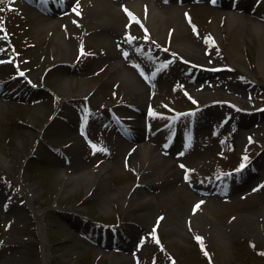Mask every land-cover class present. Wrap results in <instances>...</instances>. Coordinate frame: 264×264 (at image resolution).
I'll return each mask as SVG.
<instances>
[{
    "label": "rangeland",
    "instance_id": "obj_1",
    "mask_svg": "<svg viewBox=\"0 0 264 264\" xmlns=\"http://www.w3.org/2000/svg\"><path fill=\"white\" fill-rule=\"evenodd\" d=\"M11 2L0 0V264H264V0H257L256 24L238 18L227 25L216 22L212 0L184 2L190 7L182 15L164 7L170 0H158L156 9L172 17L161 32L148 17L139 24L119 8L123 29L109 34V44L96 35L104 29L97 25L104 2L68 0L82 17L64 31L77 44L63 59L53 53L54 43L40 40L39 12ZM195 42L204 46L199 53L221 64L185 94V70L195 67L178 60L194 56L186 46ZM103 56L123 58L126 74L109 78ZM154 56L171 61L178 76L143 80L140 67ZM243 78L249 86L235 98L214 92L217 83L229 87ZM109 111L139 112L154 137L162 127L167 138L193 112L199 120L193 131L204 143L180 158L173 185L157 181L136 197L139 177L159 170L122 166L133 138L129 131L113 136ZM97 112L104 115L96 119ZM50 147L68 159L58 164ZM165 151L173 157L177 150ZM253 157L259 159L255 173L240 186L227 185L226 175ZM105 164L110 167L96 188L94 173ZM119 230L135 238L117 249L111 233L119 237Z\"/></svg>",
    "mask_w": 264,
    "mask_h": 264
},
{
    "label": "bare ground",
    "instance_id": "obj_2",
    "mask_svg": "<svg viewBox=\"0 0 264 264\" xmlns=\"http://www.w3.org/2000/svg\"><path fill=\"white\" fill-rule=\"evenodd\" d=\"M115 1L118 2L117 6L121 5L125 6L128 3L125 1H119V0H98L99 4H103L104 2V8H103V14L101 18H98L99 21L97 22V25L100 26H104L103 31H101V33L98 35L96 33L97 36H100L99 40H105V42L107 44H109V41L111 39L110 35L112 34L111 32L114 30H118L120 28H122V24H121V19H122V15H121V11L119 10V7H117L115 5ZM158 0H153V4H151V0H137V3L134 4V8L136 9V11L130 10L132 4H129L130 6H125V8L127 9L128 13L131 14V17H134V20L137 23H143L145 22L146 18L148 17V21H150L149 23L155 28L157 29L159 32H161V28L163 27V24L168 22L169 19H172L171 15H167L166 16H162L163 13L161 11H163L164 9L158 11L155 7V2H157ZM171 6H164L169 7L171 9L170 13H176V14H181L182 15V10H184V8L182 6L177 5L176 0H172ZM228 3L224 0H219V6H226ZM70 6L75 5L76 8L77 5L75 4V2H71L70 4H68ZM245 5L244 9L246 11L245 14H235L231 11L228 10H223L220 7H218V9L216 10V22L219 23L220 21H224V25H227L228 23L232 22V20H236L238 18L243 19V20H252L251 22L253 24H256L254 21V16L249 12V8L247 7L246 4H242ZM115 6V7H114ZM118 9V10H117ZM91 13L92 10L90 9ZM102 11V10H101ZM100 11V12H101ZM180 11V12H179ZM97 12V11H96ZM89 13H87V17H88ZM93 15V14H92ZM77 16V15H76ZM71 17H74L71 13L69 15H64L62 18L60 19H50L49 22H44L43 20H39V29L41 31L40 33V40L43 42H51L54 43V47H53V53L59 57H61V59H63L62 57L64 56V58L68 55V53H70L71 50H73V48H76V44L77 42L70 37V35L68 37H64V30L62 29V27H67V29L71 28V26L69 25L68 21L70 20ZM82 17V16H81ZM91 17V15H90ZM169 17V18H168ZM115 20V21H114ZM113 27V30H111ZM259 27H263V26H259ZM109 28H111L109 31H107ZM123 29V28H122ZM104 33V34H103ZM110 34V35H109ZM113 35V34H112ZM93 38V35L92 37ZM204 47L201 43H193L192 46H186L187 48V52L190 53V55H194L192 57L190 56H186L183 58H180V61H191L194 62V64H196V73L194 70L192 69H187L185 71L186 75L189 77H185L183 85L187 86L189 90H192V82H196L197 78L199 76H203V73H206L207 71H209V68H214L215 65H220L217 64L215 62H213V60L211 59V56H209L208 54H205L203 52L199 53L198 49ZM202 49V48H201ZM102 64H104L106 67V72L109 78L115 79L118 78L119 76H123V74H126L123 70L125 68L124 66V60L123 58H105L103 56V58L100 61ZM167 73L169 72V76L172 77H176L178 76L176 70L173 68V66L169 63H167ZM146 73H148L145 70ZM243 74L245 75V73L243 72ZM142 78V77H141ZM140 78V81L138 82L139 84H141L143 82V80ZM189 78V79H188ZM134 80V79H133ZM204 82V81H203ZM235 81H232L229 84V87L226 84L223 83H217L213 89L215 93H220L222 91H229L231 92L230 95L234 97V95H241L243 94L244 90L246 88H248V81L241 79V80H237L235 84H233ZM202 83V82H201ZM205 96H207V92H204ZM139 97V96H138ZM142 97V96H141ZM141 97L138 100H135L136 103H138V105L141 102ZM242 101V99H240ZM130 115V114H128ZM126 115V117H129V119L127 121L130 122V124H132L133 128L135 129V134H136V138H139V132L138 131H143L144 132V124L142 127V121L140 120V118H138V116L140 117L139 114H134L135 119H131L130 116ZM133 115V114H132ZM140 120V122H139ZM199 122V120H197V123ZM148 132H145V134H147ZM172 135H174L172 133ZM201 136V135H200ZM199 136V137H200ZM173 139L175 138L172 137ZM177 140V139H176ZM179 140V139H178ZM177 140V144L179 143V141ZM136 144V145H135ZM131 150H129V155H128V162L132 163L134 165V167H138L139 164H143L144 165H149V166H154L155 169L159 170V175L157 174L155 177H147L145 174L141 175L139 177L138 180V186L137 188H135L133 190V192L131 194H134L136 197L145 195V193L151 189L154 188V186L156 185L157 181H166L168 184L173 185L174 182L177 181L178 177V173H179V159H176L175 157H170L168 158L167 156L164 155L163 151L160 150L157 145H156V138L152 137V138H148L147 140H143V141H138L137 143L131 144L130 145ZM256 164H257V160H255ZM110 165H103L102 170H98V173H94L96 176H93V180H92V184L97 183L98 185H96V188L101 186V183L105 180L106 174L108 172ZM86 175V174H85ZM244 175V174H242ZM242 175L239 176V179H242ZM193 178V177H192ZM171 179V180H169ZM181 179V178H180ZM169 180V181H168ZM194 186H196L198 189H200L198 186H200L199 184H194ZM133 189V188H132ZM142 204V202H139V205ZM129 259L125 260V264H127Z\"/></svg>",
    "mask_w": 264,
    "mask_h": 264
},
{
    "label": "snow or ice",
    "instance_id": "obj_3",
    "mask_svg": "<svg viewBox=\"0 0 264 264\" xmlns=\"http://www.w3.org/2000/svg\"><path fill=\"white\" fill-rule=\"evenodd\" d=\"M129 15H131V14H129ZM162 67H164V66L162 65ZM21 75H22V74H21ZM181 167H183V165H181ZM242 167H244V165H241V168H242ZM186 179H187V176H186ZM201 203H202V202H201ZM198 206H199V205H197V207H198ZM154 231H155V230H154ZM196 239H197V240H200L201 238H200V237H196Z\"/></svg>",
    "mask_w": 264,
    "mask_h": 264
}]
</instances>
